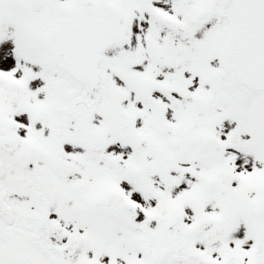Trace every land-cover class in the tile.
Wrapping results in <instances>:
<instances>
[{
	"label": "snow or ice",
	"instance_id": "obj_1",
	"mask_svg": "<svg viewBox=\"0 0 264 264\" xmlns=\"http://www.w3.org/2000/svg\"><path fill=\"white\" fill-rule=\"evenodd\" d=\"M0 264H264V0H0Z\"/></svg>",
	"mask_w": 264,
	"mask_h": 264
}]
</instances>
